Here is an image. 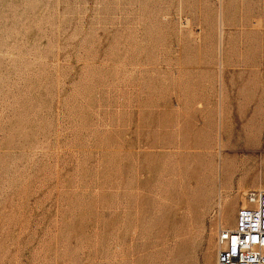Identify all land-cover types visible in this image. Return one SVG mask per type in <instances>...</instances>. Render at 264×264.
Here are the masks:
<instances>
[{"label": "rangeland", "instance_id": "rangeland-1", "mask_svg": "<svg viewBox=\"0 0 264 264\" xmlns=\"http://www.w3.org/2000/svg\"><path fill=\"white\" fill-rule=\"evenodd\" d=\"M259 186L264 0H0V264H216Z\"/></svg>", "mask_w": 264, "mask_h": 264}, {"label": "built area", "instance_id": "built-area-1", "mask_svg": "<svg viewBox=\"0 0 264 264\" xmlns=\"http://www.w3.org/2000/svg\"><path fill=\"white\" fill-rule=\"evenodd\" d=\"M246 201L217 233L216 264H264V191H249Z\"/></svg>", "mask_w": 264, "mask_h": 264}, {"label": "bare ground", "instance_id": "bare-ground-1", "mask_svg": "<svg viewBox=\"0 0 264 264\" xmlns=\"http://www.w3.org/2000/svg\"><path fill=\"white\" fill-rule=\"evenodd\" d=\"M216 144H218V143H216ZM220 144H221V142H220ZM217 146H219V145H216V147ZM218 148V147H217ZM223 148H225V147H223ZM221 149H222V146L220 145L219 146V150L221 151ZM225 152H226V149H225ZM221 154H222V152H221ZM236 157H235V155H232V156H229L228 154H224V156H222L221 155V158H220V163H221V165H220V169H228L229 170V167H231V169L233 168V165H234V162L236 161V159H235ZM241 189H243V188H241ZM238 190H239V188H238ZM243 191V190H242ZM257 191H264V189L261 187V186H259V188H258V190ZM243 193V192H242ZM244 195V194H243ZM233 196V195H232ZM221 207H222V205H221ZM221 210V209H220ZM217 217H219V221H220V223H222L223 222V220L225 219L226 220V217L224 218L223 217V215H222V212L220 211L219 212V216H217ZM218 221V220H217Z\"/></svg>", "mask_w": 264, "mask_h": 264}, {"label": "crops", "instance_id": "crops-1", "mask_svg": "<svg viewBox=\"0 0 264 264\" xmlns=\"http://www.w3.org/2000/svg\"><path fill=\"white\" fill-rule=\"evenodd\" d=\"M234 222H235V220H234Z\"/></svg>", "mask_w": 264, "mask_h": 264}]
</instances>
